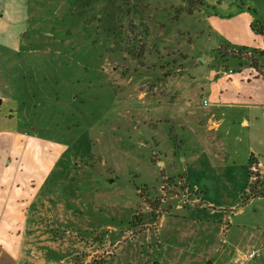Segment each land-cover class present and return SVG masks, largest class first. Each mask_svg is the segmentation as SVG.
I'll return each mask as SVG.
<instances>
[{
    "label": "rangeland",
    "instance_id": "374dc122",
    "mask_svg": "<svg viewBox=\"0 0 264 264\" xmlns=\"http://www.w3.org/2000/svg\"><path fill=\"white\" fill-rule=\"evenodd\" d=\"M262 29L264 0H0V251L264 263V108L229 105L262 86L223 48Z\"/></svg>",
    "mask_w": 264,
    "mask_h": 264
},
{
    "label": "crops",
    "instance_id": "0c3cea01",
    "mask_svg": "<svg viewBox=\"0 0 264 264\" xmlns=\"http://www.w3.org/2000/svg\"><path fill=\"white\" fill-rule=\"evenodd\" d=\"M232 73H234V72H232ZM232 73H230V74H232ZM224 74H225V72L222 73V75H224ZM247 79H248V83L249 84L253 83V81H252L253 79H256V81H254V82H261V86H262L261 87L262 88L261 89L262 100L261 101L255 100V98H253L254 96H253V94L251 92H246L245 93V92L239 91L237 94L239 96H242L243 95V102H240L239 99H238L239 97H238L237 98L238 101L237 100H231L229 102V105H234V107H237V108H239V107L245 108L246 110H248L247 115H249L250 112H251V110H254V109H263L264 108V83H263L264 82V78L258 73L257 70L254 71L252 68H250V70L246 74V78L243 76L239 80H237V79H234V80L231 79V80H233V81H231V85H232L233 88H240V87L242 88V84ZM239 84H241V85H239ZM247 97H248L249 100H252V101H248ZM1 103H2V100L0 99V104ZM247 117L248 116H244L242 118V120H241V122L243 124H245V125L249 124V122H250V120ZM212 123H213V125H216V126L218 125L214 121ZM213 125H210L209 127L211 128V127H213ZM9 161H11V160H9ZM50 174H51L50 171L41 173L40 177L42 178V181L43 182L46 181V179L48 178V176H50ZM16 176L17 175L14 173L13 178H15ZM17 186L20 187V183H18ZM41 189L42 188L40 186H36L35 191H34L35 193L33 194L31 192L29 194L30 195V198L32 199L34 196H36V194L39 193L41 191ZM53 197L55 199H58L57 196H53ZM19 198H20V194L19 195H16V197L14 199L15 200L14 201L15 204L19 200ZM63 198H65V197H63ZM62 201H66V200H64L62 198L59 199L58 204L55 206V209H54L55 211L58 210V209H62L63 207H65V206H63V202ZM25 217H26V214H25ZM16 218L17 219L19 218L22 222L24 220H26L25 218H23V219H22V217L20 218L17 214H16ZM21 221H19V223H21ZM19 228H20V224L17 225V227L15 229V232L21 234V231L19 230ZM11 235L12 236H10V233H8V234L4 235L3 237H4V239H7L6 241L8 242L9 241L8 239H10L11 237L12 238L15 237L14 234H11ZM18 239L19 238H17V240ZM263 243H264V240H263ZM7 246L11 248L13 245H12V243H9ZM10 248H9V251L6 248L4 250H1L0 251V260H1V263L0 264H16L20 252H19L18 249H10ZM2 254H5L3 261H2ZM155 263L159 264L158 261H155ZM261 264H264V263H261Z\"/></svg>",
    "mask_w": 264,
    "mask_h": 264
},
{
    "label": "trees",
    "instance_id": "16d2710c",
    "mask_svg": "<svg viewBox=\"0 0 264 264\" xmlns=\"http://www.w3.org/2000/svg\"><path fill=\"white\" fill-rule=\"evenodd\" d=\"M264 33V29L261 30ZM227 53H231L233 56L245 59L249 66L254 67L258 73L264 78V48H256L254 50L244 49L239 51H228L229 47L224 46ZM252 54L248 55V52ZM226 54V53H224Z\"/></svg>",
    "mask_w": 264,
    "mask_h": 264
},
{
    "label": "built area",
    "instance_id": "2783aa9c",
    "mask_svg": "<svg viewBox=\"0 0 264 264\" xmlns=\"http://www.w3.org/2000/svg\"><path fill=\"white\" fill-rule=\"evenodd\" d=\"M233 71L232 70H230V73H232ZM206 102V101H205ZM260 256V253H259V251H257V250H251V251H249V253L247 254V256L245 257V259L246 260H252V259H255V258H257V257H259Z\"/></svg>",
    "mask_w": 264,
    "mask_h": 264
}]
</instances>
